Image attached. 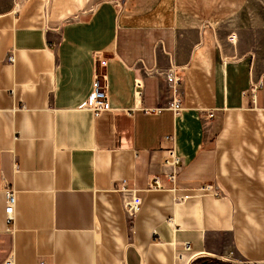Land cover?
Segmentation results:
<instances>
[{"label": "crops", "instance_id": "1", "mask_svg": "<svg viewBox=\"0 0 264 264\" xmlns=\"http://www.w3.org/2000/svg\"><path fill=\"white\" fill-rule=\"evenodd\" d=\"M251 11L243 0H0V264H264V20ZM170 64L178 114L165 107ZM94 75L109 101L97 114L80 107ZM257 79L254 100L242 96ZM154 175L163 187L147 189ZM121 179L141 198L130 220Z\"/></svg>", "mask_w": 264, "mask_h": 264}, {"label": "built area", "instance_id": "2", "mask_svg": "<svg viewBox=\"0 0 264 264\" xmlns=\"http://www.w3.org/2000/svg\"><path fill=\"white\" fill-rule=\"evenodd\" d=\"M111 3L120 6L124 2V0H108ZM231 40L233 39V36L228 35ZM7 59H12V54L9 53L7 55ZM161 73L164 76V80L166 85L169 87L171 91V98L165 105L168 109L172 111L173 114H178L182 109V103H181V96L179 92V82L181 80L180 74H179V68L176 67L173 64H170L168 67H166L164 70L161 71ZM259 79L255 81H250L247 88L242 89L240 91L242 96L250 95V98L254 100L255 96V90L259 85ZM134 84V94L138 95L139 90L138 87L140 86L139 79L135 78L133 81ZM80 107L84 109L90 110L93 114H97L99 111L108 109L109 108V101L107 97V92L105 90V85L103 84V81L99 80L96 75H94L92 80V88L90 92L87 94L85 99L82 101ZM158 107L154 108H148L146 110H158ZM213 112L207 111L206 116L212 117ZM164 138L166 140L173 141V135H165ZM164 160L163 162L167 165H170L171 171L166 175L167 179L172 182L175 175V166L174 164L179 160L178 155L175 154L173 145L171 147L164 149ZM163 185L159 182L158 178L154 175L151 180L148 182L147 189L154 188L159 189L162 188ZM201 193H207V194H216L217 193V187L213 185L212 183H204L196 188ZM116 190L120 194L121 198V206L122 210L127 217V219H131L136 212H138L140 205H141V198L136 193V188L133 186H127L126 180L121 179L119 186L116 187ZM3 195H4V207L3 212L6 221H11L12 219V213H13V203H14V189L9 184H4L2 187ZM187 196V194L179 195L177 198H183ZM189 243L183 242L181 250H188ZM177 253H180V250L177 251ZM203 253H194L189 255L188 260L191 261L197 256L202 255ZM218 258L221 260L228 259L226 255H218ZM236 263L240 262L239 260H234ZM43 262L40 261L39 264H42ZM1 264H10L7 259H5Z\"/></svg>", "mask_w": 264, "mask_h": 264}, {"label": "rangeland", "instance_id": "3", "mask_svg": "<svg viewBox=\"0 0 264 264\" xmlns=\"http://www.w3.org/2000/svg\"><path fill=\"white\" fill-rule=\"evenodd\" d=\"M244 4L255 5L256 11H251L250 15L260 16L264 20V0H243Z\"/></svg>", "mask_w": 264, "mask_h": 264}]
</instances>
